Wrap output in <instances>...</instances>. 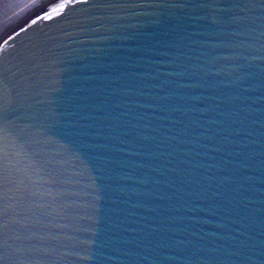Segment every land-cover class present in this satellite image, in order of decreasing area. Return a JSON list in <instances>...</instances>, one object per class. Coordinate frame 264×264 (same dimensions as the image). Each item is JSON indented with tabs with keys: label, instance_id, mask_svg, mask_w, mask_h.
Here are the masks:
<instances>
[{
	"label": "water",
	"instance_id": "obj_1",
	"mask_svg": "<svg viewBox=\"0 0 264 264\" xmlns=\"http://www.w3.org/2000/svg\"><path fill=\"white\" fill-rule=\"evenodd\" d=\"M0 264H264V0H58L15 30Z\"/></svg>",
	"mask_w": 264,
	"mask_h": 264
},
{
	"label": "bare ground",
	"instance_id": "obj_2",
	"mask_svg": "<svg viewBox=\"0 0 264 264\" xmlns=\"http://www.w3.org/2000/svg\"><path fill=\"white\" fill-rule=\"evenodd\" d=\"M58 0H0V46L32 16L43 14Z\"/></svg>",
	"mask_w": 264,
	"mask_h": 264
}]
</instances>
